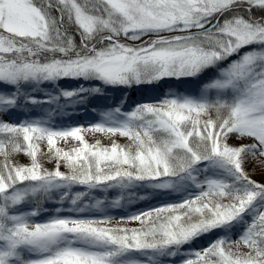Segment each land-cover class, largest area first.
Returning <instances> with one entry per match:
<instances>
[{
    "label": "snow or ice",
    "instance_id": "obj_1",
    "mask_svg": "<svg viewBox=\"0 0 264 264\" xmlns=\"http://www.w3.org/2000/svg\"><path fill=\"white\" fill-rule=\"evenodd\" d=\"M89 105L96 122L55 126ZM12 116L0 264H264V0H0Z\"/></svg>",
    "mask_w": 264,
    "mask_h": 264
},
{
    "label": "rangeland",
    "instance_id": "obj_2",
    "mask_svg": "<svg viewBox=\"0 0 264 264\" xmlns=\"http://www.w3.org/2000/svg\"><path fill=\"white\" fill-rule=\"evenodd\" d=\"M233 58H235V57H233ZM68 83H69V86H72L74 84V82H68ZM179 87H180V90H182L184 86L181 85ZM169 90L177 91V87L174 84L170 87V85L167 83L162 84L159 87H156L154 85H144V86H141L138 90H129V92H132V94L138 93V95L140 97H143V94H144L145 97L148 98L147 102H154L155 99L162 96L163 93H165ZM97 101L99 103H102V101L93 100L92 105H96V106L100 105L98 103H95ZM92 105H89L87 110H85L84 107L73 108V109H70L69 111L65 112L62 115L54 117L55 126L56 127H66V126L77 125V124H82V125L87 126L89 123L96 122L98 120V116L94 112H92V110H91ZM36 114H38V113H36ZM36 114H34V115H36ZM0 118L6 119V120L11 119L14 121L18 117L12 116V117H0ZM85 138L89 143H95L97 140H99L104 145H109L111 143V139H112V138L105 136L103 134H100V133H95V134L85 133ZM115 139H117L118 143H123V142H121V138L116 137ZM75 143L76 142L71 141V140H69L67 143L61 141V142H58V146L61 148H65V149H67V148L71 149ZM255 176L256 177H253V178L258 180V181L262 179V176H261L259 171H257ZM257 178H259V179H257ZM149 203L157 204L158 201L157 200L137 201V202L133 203L132 205L128 206L127 212H135V211L140 210V209H145L148 207ZM49 207H51V205H49ZM111 214L118 217L121 214H125V209H114L111 211ZM113 223H115V221ZM128 226L129 227H135L137 225L130 224ZM201 243H204V242L201 241ZM194 247H199V245H195ZM183 251L187 252L188 249L185 248ZM175 259H176V264H180V257H177Z\"/></svg>",
    "mask_w": 264,
    "mask_h": 264
},
{
    "label": "trees",
    "instance_id": "obj_3",
    "mask_svg": "<svg viewBox=\"0 0 264 264\" xmlns=\"http://www.w3.org/2000/svg\"><path fill=\"white\" fill-rule=\"evenodd\" d=\"M117 94H118V93H117ZM128 95H129L130 97L139 96L138 93H137V94H132V92H129V91H128ZM140 101H141V102H144L143 99L140 100ZM95 103L101 104V103H99L98 101L95 102ZM121 142L126 143V141H125L123 138H121ZM123 143H121V144H123ZM67 149H68V148H67ZM45 151H46V146H45ZM19 159L21 160V162H27L26 158L23 157V156L19 157ZM41 159H42V161L45 163V166H46V167H52L51 164H48V163H47L46 157H41ZM62 170H63V169H62ZM254 177H256V176H254ZM257 179H259V178H257Z\"/></svg>",
    "mask_w": 264,
    "mask_h": 264
}]
</instances>
